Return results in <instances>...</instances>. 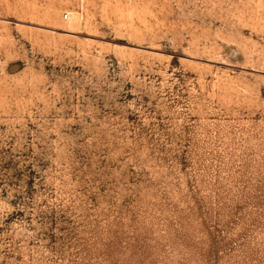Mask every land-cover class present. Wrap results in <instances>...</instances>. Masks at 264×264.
Returning <instances> with one entry per match:
<instances>
[{"label":"rangeland","instance_id":"obj_1","mask_svg":"<svg viewBox=\"0 0 264 264\" xmlns=\"http://www.w3.org/2000/svg\"><path fill=\"white\" fill-rule=\"evenodd\" d=\"M0 264H264V0H0Z\"/></svg>","mask_w":264,"mask_h":264}]
</instances>
